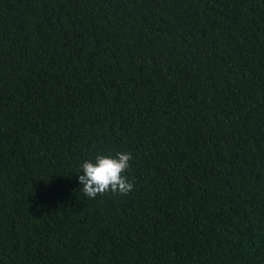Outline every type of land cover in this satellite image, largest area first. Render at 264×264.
I'll return each instance as SVG.
<instances>
[{"label": "trees", "instance_id": "16d2710c", "mask_svg": "<svg viewBox=\"0 0 264 264\" xmlns=\"http://www.w3.org/2000/svg\"><path fill=\"white\" fill-rule=\"evenodd\" d=\"M0 264H264V0H0Z\"/></svg>", "mask_w": 264, "mask_h": 264}, {"label": "clouds", "instance_id": "9594fccd", "mask_svg": "<svg viewBox=\"0 0 264 264\" xmlns=\"http://www.w3.org/2000/svg\"><path fill=\"white\" fill-rule=\"evenodd\" d=\"M131 153L116 152L115 155L97 154L93 160L80 165L78 183L83 194L94 199L107 193L127 196L133 190V182L125 173L130 167Z\"/></svg>", "mask_w": 264, "mask_h": 264}]
</instances>
